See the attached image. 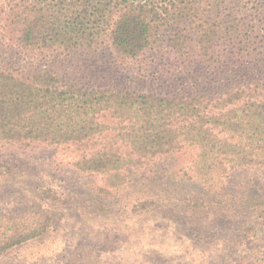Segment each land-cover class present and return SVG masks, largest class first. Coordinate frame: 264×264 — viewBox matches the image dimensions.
I'll list each match as a JSON object with an SVG mask.
<instances>
[{
    "label": "trees",
    "instance_id": "1",
    "mask_svg": "<svg viewBox=\"0 0 264 264\" xmlns=\"http://www.w3.org/2000/svg\"><path fill=\"white\" fill-rule=\"evenodd\" d=\"M51 147L104 200L167 168L208 195L264 170V0H0V148ZM143 189L130 211L157 206ZM51 226L47 209L0 216V256Z\"/></svg>",
    "mask_w": 264,
    "mask_h": 264
},
{
    "label": "rangeland",
    "instance_id": "2",
    "mask_svg": "<svg viewBox=\"0 0 264 264\" xmlns=\"http://www.w3.org/2000/svg\"><path fill=\"white\" fill-rule=\"evenodd\" d=\"M206 72L198 67L188 80ZM182 82L164 86L177 89ZM73 160L63 147L36 153L0 148V216L40 209L52 216L46 234L8 249L0 264H264V170L235 171L220 192L208 195L171 178L167 168L146 188L136 184L121 198L104 200ZM142 189L157 195V206L130 211L135 190ZM192 196L212 202L192 209Z\"/></svg>",
    "mask_w": 264,
    "mask_h": 264
}]
</instances>
